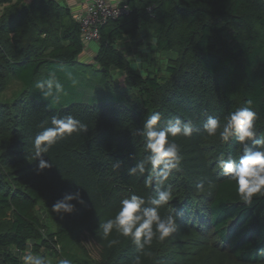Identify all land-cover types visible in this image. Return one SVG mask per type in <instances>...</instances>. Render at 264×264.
I'll return each mask as SVG.
<instances>
[{
	"label": "trees",
	"instance_id": "obj_1",
	"mask_svg": "<svg viewBox=\"0 0 264 264\" xmlns=\"http://www.w3.org/2000/svg\"><path fill=\"white\" fill-rule=\"evenodd\" d=\"M20 2L0 0V92L10 79L23 85L12 101H0V264H24L20 253L49 256L53 264H134L138 255L141 264H264L257 254L264 248V196L244 204L217 165L222 153L238 159L242 146L235 138L222 143L219 130L203 131L208 116L223 122L250 106L257 138H264V0H125L128 12L100 26L86 62L103 75L119 74L124 94L96 103L56 102L35 88L55 66L85 62L79 55L87 44L68 6ZM153 112L161 113V125L178 117L194 128L191 137H170L183 159L163 186L146 183L155 176L150 167L143 176L128 173L147 155L141 130ZM68 114L88 131L59 140L44 157L53 167L35 175V163L24 159L31 140L42 123ZM162 187L172 193L160 209L176 217L172 236L154 238L147 254L115 231L103 239L99 225L121 199L147 200ZM77 188L85 204L44 221L43 209ZM85 238L97 247L95 258ZM108 240L117 243L109 247Z\"/></svg>",
	"mask_w": 264,
	"mask_h": 264
},
{
	"label": "clouds",
	"instance_id": "obj_2",
	"mask_svg": "<svg viewBox=\"0 0 264 264\" xmlns=\"http://www.w3.org/2000/svg\"><path fill=\"white\" fill-rule=\"evenodd\" d=\"M67 78L75 86L78 80L71 72L66 73ZM35 88L45 98L52 97L56 102L68 93L53 73L47 79L37 81ZM251 102H249L250 105ZM160 112H153L143 122L142 135L147 155L128 169L129 175L143 176L150 167L155 176H148L146 183L155 181L163 186L173 171H179L183 156L179 144L170 139L178 136L191 137L194 131L192 122L182 121L180 118L168 119L164 125ZM256 112L250 106L240 107L224 117L208 116L203 124V131L208 136H215L219 130V139L227 144L232 138L242 146V154L238 159L231 157L225 159L222 153L217 161L219 168L235 182L236 191L244 204L250 205L254 197L264 196V138H257L255 121ZM47 123V122H45ZM41 124V130L31 140L24 159L27 163H35L34 174L39 176L53 167V164L44 157L50 148L59 140L74 133H86L88 126L68 114L62 117L52 116L50 126ZM249 141L252 143L249 144ZM120 162L114 164L119 168ZM201 187V185H197ZM172 200L170 189L162 187L149 199L137 194H131L120 200L118 210L114 216L99 225L103 239L113 231L129 238L139 253H145L154 238L161 242L172 236L178 224L175 215L162 216L161 207L168 205ZM85 201L80 189L66 191L50 206L51 211L61 219L73 214L77 205H84ZM116 240H108V246L116 244ZM147 254V253H145ZM257 254L264 256V248L258 249ZM24 264H50L41 255L27 254L22 257ZM57 264H72L69 259H60ZM134 264H141L140 256L135 258Z\"/></svg>",
	"mask_w": 264,
	"mask_h": 264
},
{
	"label": "rangeland",
	"instance_id": "obj_3",
	"mask_svg": "<svg viewBox=\"0 0 264 264\" xmlns=\"http://www.w3.org/2000/svg\"><path fill=\"white\" fill-rule=\"evenodd\" d=\"M88 44L92 46L93 50L97 49V41H91ZM86 48V47H85ZM91 49H87L85 57H82L85 61H92ZM52 71L61 77V84L67 91L68 95L61 97L59 102H63L65 99L75 100V101H86L91 103L104 102V101H118L123 97V89L119 87L117 80H120V85H123L121 76L115 74L118 77H113L111 71L103 75L101 72L97 71L96 68L86 62L74 63L72 65H57L52 68ZM71 72L72 75L78 80V83L73 86L67 82H63V79H68L66 73ZM22 83L19 80L10 79L6 87L0 92V101H12L18 93L22 90ZM125 96V95H124ZM47 209H43L44 221L50 222L52 217V211L50 205L46 206ZM83 245L89 252L91 257L97 256V247L94 246L93 241L89 238L83 239ZM59 249V246H56ZM57 249V250H58ZM26 253H20V258ZM47 261L52 263V259L49 256L45 257ZM53 264V263H52Z\"/></svg>",
	"mask_w": 264,
	"mask_h": 264
},
{
	"label": "built area",
	"instance_id": "obj_4",
	"mask_svg": "<svg viewBox=\"0 0 264 264\" xmlns=\"http://www.w3.org/2000/svg\"><path fill=\"white\" fill-rule=\"evenodd\" d=\"M128 9L125 0H85L84 8L74 14L83 42L97 41L100 26Z\"/></svg>",
	"mask_w": 264,
	"mask_h": 264
},
{
	"label": "crops",
	"instance_id": "obj_5",
	"mask_svg": "<svg viewBox=\"0 0 264 264\" xmlns=\"http://www.w3.org/2000/svg\"><path fill=\"white\" fill-rule=\"evenodd\" d=\"M56 1L62 5L68 6L71 9L73 14H75L79 10H82L85 5V0H56ZM87 49L93 50L92 46L90 44H87L86 48H84L82 52L80 53L79 60L85 61L82 57H85ZM94 52L95 50L92 51L91 57L93 56ZM85 62H90V61L86 60Z\"/></svg>",
	"mask_w": 264,
	"mask_h": 264
},
{
	"label": "water",
	"instance_id": "obj_6",
	"mask_svg": "<svg viewBox=\"0 0 264 264\" xmlns=\"http://www.w3.org/2000/svg\"><path fill=\"white\" fill-rule=\"evenodd\" d=\"M33 0H21L20 6L21 7H30Z\"/></svg>",
	"mask_w": 264,
	"mask_h": 264
},
{
	"label": "bare ground",
	"instance_id": "obj_7",
	"mask_svg": "<svg viewBox=\"0 0 264 264\" xmlns=\"http://www.w3.org/2000/svg\"><path fill=\"white\" fill-rule=\"evenodd\" d=\"M86 45V44H85Z\"/></svg>",
	"mask_w": 264,
	"mask_h": 264
}]
</instances>
